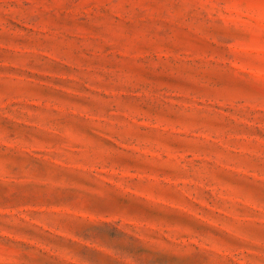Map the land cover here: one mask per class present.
Wrapping results in <instances>:
<instances>
[{"label":"rangeland","instance_id":"obj_1","mask_svg":"<svg viewBox=\"0 0 264 264\" xmlns=\"http://www.w3.org/2000/svg\"><path fill=\"white\" fill-rule=\"evenodd\" d=\"M0 264H264V0H0Z\"/></svg>","mask_w":264,"mask_h":264}]
</instances>
